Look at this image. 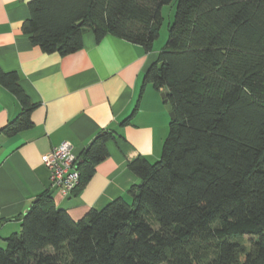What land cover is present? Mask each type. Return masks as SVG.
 I'll use <instances>...</instances> for the list:
<instances>
[{
  "label": "trees",
  "instance_id": "trees-1",
  "mask_svg": "<svg viewBox=\"0 0 264 264\" xmlns=\"http://www.w3.org/2000/svg\"><path fill=\"white\" fill-rule=\"evenodd\" d=\"M172 0H32L23 30L46 53L83 47L86 30L151 49ZM168 38L145 81L166 89L175 113L162 155L129 167L140 179L75 220L48 191L21 232L0 238V264H264V0H179ZM17 71L0 83L32 125ZM111 131L81 154L80 183L108 157ZM249 235L252 247L237 242Z\"/></svg>",
  "mask_w": 264,
  "mask_h": 264
},
{
  "label": "crops",
  "instance_id": "crops-1",
  "mask_svg": "<svg viewBox=\"0 0 264 264\" xmlns=\"http://www.w3.org/2000/svg\"><path fill=\"white\" fill-rule=\"evenodd\" d=\"M31 1L0 0V67L19 73L33 105L32 125L7 133L4 129L24 106L0 83V238L21 232L25 212L46 191L75 220L120 196L129 199L130 187L140 182L130 162L160 159L170 132L171 117L161 95L167 91L145 81L166 38L148 50L112 34L98 39L88 29L80 50L46 53L23 30ZM103 131L114 137L106 142L108 157L92 177L74 194L51 188L43 154L70 141L81 155Z\"/></svg>",
  "mask_w": 264,
  "mask_h": 264
},
{
  "label": "built area",
  "instance_id": "built-area-1",
  "mask_svg": "<svg viewBox=\"0 0 264 264\" xmlns=\"http://www.w3.org/2000/svg\"><path fill=\"white\" fill-rule=\"evenodd\" d=\"M42 159L50 172L51 188L60 190L64 195L71 194L80 183V157L74 152V145L64 141L43 154Z\"/></svg>",
  "mask_w": 264,
  "mask_h": 264
},
{
  "label": "rangeland",
  "instance_id": "rangeland-1",
  "mask_svg": "<svg viewBox=\"0 0 264 264\" xmlns=\"http://www.w3.org/2000/svg\"><path fill=\"white\" fill-rule=\"evenodd\" d=\"M178 1L179 0H172L170 3L164 5L163 7V23L161 26V36L160 38H158L157 41H163L164 38H168V31L169 30V24H171V22H173L174 18H175V14H176V8L178 6ZM155 162V161H154ZM237 242L239 243H243L246 244L248 249L250 250L252 247V238L249 235H243V236H238L237 237ZM3 246H5V243H3L2 241H0Z\"/></svg>",
  "mask_w": 264,
  "mask_h": 264
},
{
  "label": "water",
  "instance_id": "water-1",
  "mask_svg": "<svg viewBox=\"0 0 264 264\" xmlns=\"http://www.w3.org/2000/svg\"><path fill=\"white\" fill-rule=\"evenodd\" d=\"M162 97H163V99H164V103L166 104V107H167V109H168V111H169V113H170V117L171 118H174L175 117V113H174V111L172 110V106H171V104L169 103V101H168V99L166 98V93L165 92H162ZM38 200V198H36L35 200H34V202L35 201H37ZM32 206V205H31ZM30 206V207H31Z\"/></svg>",
  "mask_w": 264,
  "mask_h": 264
}]
</instances>
